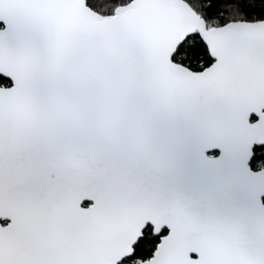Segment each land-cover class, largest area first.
I'll use <instances>...</instances> for the list:
<instances>
[{"label":"snow or ice","instance_id":"obj_1","mask_svg":"<svg viewBox=\"0 0 264 264\" xmlns=\"http://www.w3.org/2000/svg\"><path fill=\"white\" fill-rule=\"evenodd\" d=\"M0 264H264V0H0Z\"/></svg>","mask_w":264,"mask_h":264}]
</instances>
